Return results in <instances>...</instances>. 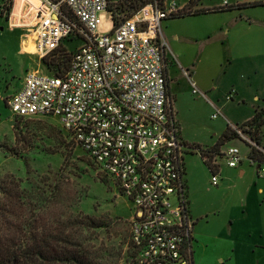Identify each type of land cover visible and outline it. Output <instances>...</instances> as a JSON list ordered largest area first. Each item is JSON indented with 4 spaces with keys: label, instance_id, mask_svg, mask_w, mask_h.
<instances>
[{
    "label": "built area",
    "instance_id": "2783aa9c",
    "mask_svg": "<svg viewBox=\"0 0 264 264\" xmlns=\"http://www.w3.org/2000/svg\"><path fill=\"white\" fill-rule=\"evenodd\" d=\"M39 1L33 35L40 61L68 38L82 43L64 74L27 72L22 88L7 100L12 115L58 118L70 141L114 181L132 206L131 242L139 264H194L184 163L189 145L180 138L168 93L162 24L203 7L195 0H152L100 35L99 15L113 10L112 0ZM239 5L222 0L212 9ZM220 115L216 110L212 118ZM228 127L249 155L234 145L217 152L193 147L209 156L211 185L219 186L223 165L236 169L245 159L264 178V147L254 129Z\"/></svg>",
    "mask_w": 264,
    "mask_h": 264
},
{
    "label": "rangeland",
    "instance_id": "374dc122",
    "mask_svg": "<svg viewBox=\"0 0 264 264\" xmlns=\"http://www.w3.org/2000/svg\"><path fill=\"white\" fill-rule=\"evenodd\" d=\"M202 1L195 0L193 5L201 8ZM220 1L206 0L205 5L218 4ZM15 4L16 0H0V185L7 176L13 177L17 182L22 181L17 195H23V189L27 191L25 199L20 201L22 207L19 209L24 217L30 221L38 220V226L45 223L50 226L52 223L59 233L70 230L68 222L76 219L80 223V226L77 224L74 229L77 232V241L88 249L97 250L105 264H125L128 258V244L131 241V203L119 194L114 181L102 173L86 154L70 141L58 118L20 119L14 117L7 106V100L17 90L28 69L47 72L43 60H31L22 53V30L12 27L20 22L17 17H13L10 27L5 23L6 19L12 18ZM38 6L40 7V3ZM111 8L117 11L121 19L127 15L132 16L136 9L130 7V0H112ZM248 9L241 14L242 24H249V19L255 26L259 25L256 22H264V6ZM38 10L39 8L37 12ZM193 13L194 10L191 14ZM234 15L239 17L236 12H214L185 17L186 19H168L162 24L163 34L173 35V28L189 32L192 27L200 32L202 28L210 26L221 27ZM32 16L31 14L27 18L31 19ZM99 19L98 33H111L114 26L113 13L102 12ZM21 21L24 23V20ZM167 24L171 25V28L166 29ZM27 28L30 30L25 39L29 41L33 39L31 29L35 27ZM169 38L170 36L167 41ZM223 49V45L218 42L210 51V58L201 62L198 68L203 78H215L214 87L219 95L217 100L222 101L221 103H224L227 87L232 80L224 78L223 75L229 64L227 58L222 57ZM215 101L212 108L205 104L204 99L194 97L188 92L181 105L183 135L190 144L184 160L186 177L190 185L191 203L195 205V214L199 216V225L195 228L200 235H205V240L199 243L198 248L195 247L196 264H223L224 261L221 260L230 250V243L237 239L241 231L237 219L244 210L237 203L233 187L222 191V184L218 187L211 185V172L199 151L193 148L204 149L202 146L215 143L225 125L230 123L228 120H234L244 113L231 105H227L224 111ZM216 110L221 111L222 115L213 119L212 115ZM234 139L229 145L237 146L245 152V144ZM46 189L56 191V194L54 193L55 195L51 196L53 199L49 198V201H40L38 192ZM33 193H36L35 197ZM253 197L257 210L260 206L264 207L260 196L253 194ZM224 203L229 208V214L219 213ZM40 206H44L43 209H38ZM87 218L91 221H86ZM229 220L234 222L233 236ZM97 225L100 226L95 227Z\"/></svg>",
    "mask_w": 264,
    "mask_h": 264
},
{
    "label": "crops",
    "instance_id": "0c3cea01",
    "mask_svg": "<svg viewBox=\"0 0 264 264\" xmlns=\"http://www.w3.org/2000/svg\"><path fill=\"white\" fill-rule=\"evenodd\" d=\"M205 2L206 0L202 1L203 9H211L221 5L222 0L218 4L205 5ZM230 2L233 4L239 3L243 6L241 8L240 6L234 8L232 11H221V14L233 12L239 14V17L237 15L231 16L228 22L224 23L221 27L210 26L202 28L200 32L194 30L192 27L189 29V32H182L179 29L176 30L173 28L174 31L172 33L174 34L168 35L170 36L168 41V36L163 34L166 41L164 58L168 93L179 125L180 138L188 145L190 144L185 140L183 135L181 119V105L183 104V98L188 92L189 94L192 93L194 97L204 99L205 104L207 103V106L210 105L212 108L216 100L215 102L221 105L224 111L227 105L244 111L242 115L235 117V119L232 118L234 120L231 121L235 125L248 123L253 119L258 110L264 109V22H256L259 24L256 26L251 19H249V24L241 23L243 19L241 18L242 12H246L249 10L248 8H255L252 5L264 3V0H230ZM39 3V0H16V4L13 7L14 11H12V18L5 20L7 26H11L13 17H17L18 21H20L18 24H13L12 27L22 30L20 42L21 51L24 55L30 57L31 60L33 58L37 60L38 57L35 54L34 35L33 39L29 41L25 39L26 33L30 30L28 28L26 29V27L36 26L35 19ZM31 14L33 15L31 19L27 18ZM21 19L24 20V23ZM170 26L167 24L165 28L169 29L168 27ZM33 30L35 28L31 29L32 32ZM218 42L224 47L222 52L223 59L225 57L229 61L228 66L223 72V75H225L224 78L232 79L227 87L223 99L224 103L217 100L219 95L215 89V78H211L212 76H209L210 78H203L199 74L198 69L201 62L210 58V51L215 48ZM29 43L32 44L33 50L29 49ZM23 80L10 97L22 88ZM191 82L196 84L201 92L200 96L193 94ZM228 121L234 124L230 120ZM227 128L228 123L225 125V129L218 136L215 143L202 147L204 149L214 147L225 134ZM262 131L263 135L260 143L264 147V127ZM234 140L226 142L224 146L229 145V143L231 144ZM241 151L244 157L247 158L250 151L249 148L246 146V151ZM186 172L187 170L185 168L188 208L190 217L194 222V248H198L200 246L199 243L205 240V235H200L195 228L196 225H199V216L195 214V205L191 203L190 185L186 177ZM221 184L220 190L222 191L232 189L233 187L237 195V203L241 208H244L237 219V225H239L241 231L235 241H229L232 242L229 246L230 250L226 252L224 259L221 261H224L223 264H227V262H233L234 264H264V207L260 206L259 210H257L253 200V194H255L260 196L262 198L261 200H263L262 203H264V178H260L256 169L245 159L236 169H231L223 165L219 185ZM219 213L229 214V208H227L226 203H224V206H221ZM231 221L229 220L228 223L233 236L235 226L234 222ZM226 238H228V235H226ZM196 248L194 260L197 251Z\"/></svg>",
    "mask_w": 264,
    "mask_h": 264
},
{
    "label": "trees",
    "instance_id": "16d2710c",
    "mask_svg": "<svg viewBox=\"0 0 264 264\" xmlns=\"http://www.w3.org/2000/svg\"><path fill=\"white\" fill-rule=\"evenodd\" d=\"M151 1L130 0V7H135L136 12ZM239 6L241 8L243 5ZM252 6H264V3ZM221 11H232V9H201L195 11L193 14L183 12L170 19ZM111 12L113 13L114 25H117L121 18L116 10H112ZM129 16H124V18H129ZM81 43L82 39L80 37L68 38L63 41L53 54L42 61L46 67V73L55 76L64 74L69 67L72 54ZM245 125L254 129L256 140L260 142L264 127V109L258 110L253 119ZM233 139L234 134L228 127L225 134L211 150L217 152L226 142ZM201 157L210 170L208 163L209 156L201 154ZM7 177L4 179L3 184L1 183L0 185V264H105L97 250L88 249L80 241H77V232L74 229L77 224L80 226V223L76 219H73V222H68L70 230L68 229L59 233L52 223L50 226L46 223L38 226V220L30 221L24 217L19 209L22 207L20 201L25 199L27 191L23 189V195H17L19 184L22 181L19 180L17 182L13 177ZM48 189L38 192L40 201H49V198H52L51 196L56 194V191L52 192ZM49 192L50 194H47ZM35 195L36 193H33L34 197ZM18 196L20 197L18 198ZM43 207L37 208L43 209ZM89 220V218L86 219V221ZM55 222L57 223V221ZM82 222L81 225L84 227V223ZM98 226L100 225L95 227ZM128 248V258L125 260V264H139L137 260L139 250L131 241L128 244Z\"/></svg>",
    "mask_w": 264,
    "mask_h": 264
},
{
    "label": "flooded vegetation",
    "instance_id": "af4514ba",
    "mask_svg": "<svg viewBox=\"0 0 264 264\" xmlns=\"http://www.w3.org/2000/svg\"><path fill=\"white\" fill-rule=\"evenodd\" d=\"M193 234H194V225H193ZM194 242H195V239H194V236H193V240H192V250H193V263L195 264V260H194V253H195Z\"/></svg>",
    "mask_w": 264,
    "mask_h": 264
},
{
    "label": "bare ground",
    "instance_id": "6f19581e",
    "mask_svg": "<svg viewBox=\"0 0 264 264\" xmlns=\"http://www.w3.org/2000/svg\"><path fill=\"white\" fill-rule=\"evenodd\" d=\"M29 45H30L29 49H30V50H33V46H32V44L29 43Z\"/></svg>",
    "mask_w": 264,
    "mask_h": 264
}]
</instances>
